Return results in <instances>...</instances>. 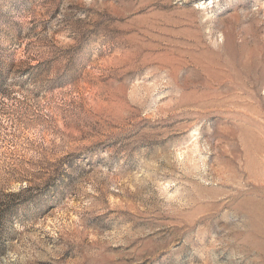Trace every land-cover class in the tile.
I'll return each mask as SVG.
<instances>
[{"label":"rangeland","instance_id":"obj_1","mask_svg":"<svg viewBox=\"0 0 264 264\" xmlns=\"http://www.w3.org/2000/svg\"><path fill=\"white\" fill-rule=\"evenodd\" d=\"M0 264H264V0H0Z\"/></svg>","mask_w":264,"mask_h":264}]
</instances>
